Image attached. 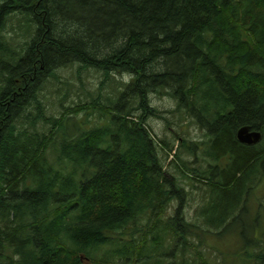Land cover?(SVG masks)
I'll return each instance as SVG.
<instances>
[{
    "label": "trees",
    "instance_id": "16d2710c",
    "mask_svg": "<svg viewBox=\"0 0 264 264\" xmlns=\"http://www.w3.org/2000/svg\"><path fill=\"white\" fill-rule=\"evenodd\" d=\"M76 64L100 87L49 114L46 87ZM152 94L199 124L211 161L153 133L150 116L170 120ZM263 176L264 0H0V264H172L178 248L187 264L193 238L242 215L243 261L264 264L263 216H246ZM185 180L208 188L192 218Z\"/></svg>",
    "mask_w": 264,
    "mask_h": 264
},
{
    "label": "rangeland",
    "instance_id": "374dc122",
    "mask_svg": "<svg viewBox=\"0 0 264 264\" xmlns=\"http://www.w3.org/2000/svg\"><path fill=\"white\" fill-rule=\"evenodd\" d=\"M9 22L8 24H10ZM15 25V31L8 30L9 37H15L16 41H21L23 37L16 31L17 25ZM9 28V26H8ZM60 75L63 83L50 85L46 87L44 94V101H46L47 109L49 114H54L60 116L64 110V107H73L77 103L90 102L88 91L95 92L102 81V74L95 70H84L79 71V65H74L73 67H66L60 70ZM121 78V77H119ZM68 83L69 85H65ZM150 102L153 106L160 110H166L165 117L170 120L167 121L164 118L150 116L147 123L151 126L154 134L159 137L173 141L175 144V150L179 148L180 141L177 139L176 132L182 133L184 137L190 141H199L200 148L197 154L192 155L186 151H182V157L190 162L192 166H199L200 164H207L208 159L203 153L205 148V141L207 137L200 128L196 121L187 119H181V113L183 111L169 112L170 110L176 109L175 101L170 99L168 96H159L158 94H152L150 96ZM72 115V114H71ZM84 116V112L78 115L79 119ZM92 119L95 121H89L90 125H95L100 123L97 116L94 114ZM174 151L168 156L167 166L171 171H175L174 165L170 162L174 159ZM198 157V158H197ZM214 163V162H213ZM171 165V166H170ZM177 173V172H176ZM200 185V183H197ZM185 186L191 191V197H193L190 202L188 209L186 208V216L192 218L195 216L196 207L205 198L206 194L203 191H207V186L195 188L191 187L188 180H185ZM248 213L247 218L255 217L256 215L263 216L264 224V176L261 178L260 182L256 184L255 188L251 191L250 199L247 202ZM171 211V209H170ZM262 219V217H261ZM237 222V223H236ZM259 227V229H261ZM255 229L253 235H257ZM193 246L186 252L187 264H193L196 259H198L197 252H201L207 264H252L251 261H243V215L234 221L229 228L219 235L210 234L208 237L203 239L202 244L197 238H193ZM264 249V236L261 239V245L259 249ZM250 250L252 247H248ZM179 248L176 251V257L167 259L172 264H180L181 256L179 253Z\"/></svg>",
    "mask_w": 264,
    "mask_h": 264
},
{
    "label": "water",
    "instance_id": "95a60500",
    "mask_svg": "<svg viewBox=\"0 0 264 264\" xmlns=\"http://www.w3.org/2000/svg\"><path fill=\"white\" fill-rule=\"evenodd\" d=\"M237 137L241 143L256 144L262 138V133L258 130H252L250 126L245 125L238 129Z\"/></svg>",
    "mask_w": 264,
    "mask_h": 264
}]
</instances>
